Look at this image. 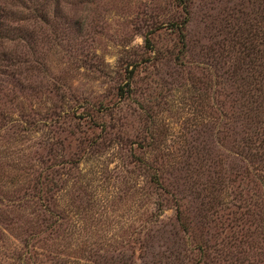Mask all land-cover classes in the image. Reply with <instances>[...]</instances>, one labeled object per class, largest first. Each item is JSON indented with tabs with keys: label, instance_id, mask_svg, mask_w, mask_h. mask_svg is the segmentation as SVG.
Instances as JSON below:
<instances>
[{
	"label": "rangeland",
	"instance_id": "374dc122",
	"mask_svg": "<svg viewBox=\"0 0 264 264\" xmlns=\"http://www.w3.org/2000/svg\"><path fill=\"white\" fill-rule=\"evenodd\" d=\"M253 1L0 0V214L59 218L71 264H145L133 237L173 212L152 159L209 120L211 58ZM241 259L217 264H264V242Z\"/></svg>",
	"mask_w": 264,
	"mask_h": 264
},
{
	"label": "trees",
	"instance_id": "16d2710c",
	"mask_svg": "<svg viewBox=\"0 0 264 264\" xmlns=\"http://www.w3.org/2000/svg\"><path fill=\"white\" fill-rule=\"evenodd\" d=\"M250 6L211 58L209 120L197 123L186 153L152 159L158 194L173 212L150 220L143 234L133 237L145 250V264L237 261L264 242V0ZM183 7L187 17L190 11ZM21 208L31 206L11 205L0 214V226L15 238L7 254L0 252V264H71L63 222L33 214L35 208L30 216L13 214Z\"/></svg>",
	"mask_w": 264,
	"mask_h": 264
}]
</instances>
